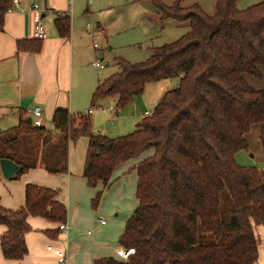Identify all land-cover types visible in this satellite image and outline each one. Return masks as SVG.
Returning <instances> with one entry per match:
<instances>
[{"label": "trees", "instance_id": "16d2710c", "mask_svg": "<svg viewBox=\"0 0 264 264\" xmlns=\"http://www.w3.org/2000/svg\"><path fill=\"white\" fill-rule=\"evenodd\" d=\"M11 1L0 0V29ZM149 1L160 19L188 21L189 29L151 47L144 61L114 59L117 70L98 81L90 105L109 97L118 111L145 84L175 78L176 85L163 92L150 114L133 131L107 137L92 132L87 115L57 108L51 122L58 134L32 159L14 153L20 139L41 134L44 145L51 132L22 120L19 110L17 124L0 131V158L22 165L17 175L37 161L50 173L65 172L68 142L86 136L82 175L87 186L101 182L106 189L116 165L149 150L135 165L136 206L118 236V243L134 253L128 260L101 257L93 264H253L258 256L254 225L264 228V170L237 164L234 154L247 148L245 135L255 123L264 150V87L255 89L244 79H260L264 69V0L242 9L235 0H215L212 14L197 3ZM52 22L58 36H68L67 12H55ZM40 44L33 37L17 40L16 49L36 52ZM222 191L231 202L224 211ZM101 193L91 198L93 208ZM56 194V189L26 183L23 205H0L4 258L19 260L26 253L28 216L65 220L66 207ZM198 233H210L213 241L200 243Z\"/></svg>", "mask_w": 264, "mask_h": 264}, {"label": "crops", "instance_id": "0c3cea01", "mask_svg": "<svg viewBox=\"0 0 264 264\" xmlns=\"http://www.w3.org/2000/svg\"><path fill=\"white\" fill-rule=\"evenodd\" d=\"M18 1L19 6L4 12L1 22L0 126L7 129L17 124L19 110L24 112L22 120H26L29 117L27 111L34 105H39L42 110V127L51 132L49 138L42 145L44 135H28V138L20 139L14 151L16 155L36 159L40 149L53 138L54 134H58L54 133L51 122L53 111L57 108H66L69 113L76 114L83 113L92 107L91 93L100 79L92 72L95 66L91 63L94 61L96 49L95 44L93 48L92 44H89L91 38H87V35L73 36L71 28L68 36H58L54 27H50V24L47 25L43 21L46 14H50L49 20L52 21L55 12H64L61 10L67 5L63 7V0H39L44 7L42 21L48 32L47 37L41 40L39 50L36 52L17 50V40L32 38L30 0ZM101 32L103 34L102 29ZM261 74L260 79L249 75H244V79L255 89L263 88L264 69H261ZM166 81L167 79H161L152 83L153 86L156 85L154 105L164 91L173 88L177 83V80L173 79L168 82L171 87L164 89V84H168ZM136 97L138 95H134L130 102ZM145 111L147 110H143L139 115V120L145 116ZM91 113L87 115L88 118ZM127 115H134V113H123L122 119H126ZM89 122L93 133L104 136L111 134L106 131L109 126L107 121H105V128L102 124H97V119H89ZM137 124L138 120L131 131L137 127ZM87 143L86 136H80L75 141L68 142L65 172L50 173L44 169L42 163L37 161L34 167L10 178H4L0 173L1 206L16 209L23 205L26 183L53 188L57 190L56 198L66 207L64 222L68 226L65 232L59 231L57 229L59 222H51L39 216H28L26 221L30 229L24 233L23 237L26 253L21 259L15 260L4 258L0 250V264H93V260L97 258H116L115 248L120 246L118 236L123 231L126 219L136 206L135 200H132L129 207V198L132 196L133 199L135 198L137 180L135 165L140 159L148 156L150 151L116 165L109 178L111 182L109 187L103 189L101 182L94 187L87 186L82 175ZM259 156L263 158V163H260L261 160L258 157L253 161L248 160L244 156V150L240 149L235 152L234 159L243 166H255L264 170V156L261 153ZM125 184L126 188H124ZM101 189L100 200L106 194V197L113 198L112 205L117 206L119 210L129 207L121 220L109 217L104 220V223L99 222L98 218L99 216L102 218V215L92 210L90 200ZM100 212H104L103 208H100ZM255 227L258 229V232L255 231L258 239V256L253 264H264V230L259 225H254V230ZM4 230L5 227L0 225V235ZM47 245L63 250L64 263L57 262L53 252L47 249Z\"/></svg>", "mask_w": 264, "mask_h": 264}, {"label": "rangeland", "instance_id": "374dc122", "mask_svg": "<svg viewBox=\"0 0 264 264\" xmlns=\"http://www.w3.org/2000/svg\"><path fill=\"white\" fill-rule=\"evenodd\" d=\"M162 1L167 5L173 2V0ZM259 1L261 0H235V5L237 8L242 9ZM63 2V7L67 6L61 11H66L70 16V28L73 36L87 35V38H91L89 44H92V48L95 44L96 54L93 58L94 60L99 59L103 64L102 68L93 67L92 72L98 79H102L117 70L114 59L120 57L132 63L144 61L149 57L151 47L173 41L189 29L188 21H177L171 18L160 19L158 10L149 0H70V2L63 0ZM179 3L180 5L197 3L206 13L212 14L214 12L215 0H179ZM49 18L50 14H46L43 21L53 27V23ZM87 24L90 28L89 31L85 29ZM97 27L102 29L103 34H101L102 32L96 33ZM105 63L107 64L105 65ZM173 79L175 78H168L166 83L171 82ZM169 85L170 83L164 84V89L171 87ZM152 86V83L145 84L142 93L118 111L115 110L114 103L109 97L97 100L92 106L94 109L89 115V119H97V124H102L104 128L105 121H107L109 126H107L106 131L111 133L107 137L126 134L132 130L136 120L139 121V115L142 114L143 110L151 111L153 109L156 93L154 88L156 85ZM98 106L104 110L112 107L113 110L110 112L103 109V111H98L95 108ZM128 112H133L134 115H127L126 119H122V114ZM132 120L135 121L132 122ZM1 127L0 131H3L5 128ZM258 128V123L250 126L245 135L247 148L243 150L244 156L248 160L253 161L258 157L261 160L260 163H263V158L259 156L260 153L264 156V150L258 140ZM30 143L32 144L31 138ZM237 164L239 163L237 162ZM126 186L125 184L124 188ZM106 196L104 194L103 198L99 199V203L95 208L91 207L95 213H100L104 220L109 219V217L121 220L124 212L127 211L126 209L130 207L131 201L135 200L132 196L129 198V207L126 206L119 210L117 206L112 205L113 198ZM230 206L231 202L226 192L222 191L220 194V210L224 211ZM100 208H103L104 212H100ZM99 218L101 217L99 216ZM259 226L264 230L262 225ZM255 231L258 232L256 227ZM198 241L200 243H210L213 241V236L210 233H198Z\"/></svg>", "mask_w": 264, "mask_h": 264}, {"label": "built area", "instance_id": "2783aa9c", "mask_svg": "<svg viewBox=\"0 0 264 264\" xmlns=\"http://www.w3.org/2000/svg\"><path fill=\"white\" fill-rule=\"evenodd\" d=\"M67 1L70 2V0H67ZM19 4H20V2L18 0H12L11 4L6 8V11L13 10L15 7L19 6ZM29 10H30V14H31L32 37L35 39H40V40L45 39L47 37L48 32H47V29L45 28L43 21H42V15H43L42 13L44 12V7L40 4L39 0H30ZM86 29H89L88 24L86 25ZM96 32L100 33L101 29L99 27H97ZM91 64L95 67H100V68L103 67L102 62L99 59H95L94 61H92ZM95 108L98 110L103 109L100 106L95 107ZM93 109L94 108L90 107L86 111H84L83 113L79 112L76 114H77V116L88 115L89 113H91V111ZM108 109H112V107H109ZM27 112L29 113L31 126H35V127L42 126V122H41L42 110H41V107L39 105H34ZM148 114H150V113L147 111L144 112V115H148ZM54 133H55V131H54ZM98 220L100 223H104V219L98 218ZM67 227L68 226L64 221L59 222L57 224V229L59 231L65 232L67 230ZM47 249L53 252L58 263H64L65 255H64V252L61 248H56V247H53L51 245H47ZM133 253H134V249L132 247H124V246L120 245V246H117L115 248V256L118 259L128 260V258Z\"/></svg>", "mask_w": 264, "mask_h": 264}, {"label": "water", "instance_id": "95a60500", "mask_svg": "<svg viewBox=\"0 0 264 264\" xmlns=\"http://www.w3.org/2000/svg\"><path fill=\"white\" fill-rule=\"evenodd\" d=\"M26 122L30 124V118H26ZM22 169V165L16 163L14 160L1 157L0 158V173L4 178H10L17 175Z\"/></svg>", "mask_w": 264, "mask_h": 264}]
</instances>
